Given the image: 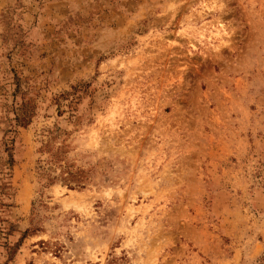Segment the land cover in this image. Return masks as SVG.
<instances>
[{"label": "rangeland", "instance_id": "obj_1", "mask_svg": "<svg viewBox=\"0 0 264 264\" xmlns=\"http://www.w3.org/2000/svg\"><path fill=\"white\" fill-rule=\"evenodd\" d=\"M0 264H264V0H0Z\"/></svg>", "mask_w": 264, "mask_h": 264}]
</instances>
